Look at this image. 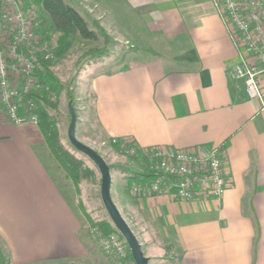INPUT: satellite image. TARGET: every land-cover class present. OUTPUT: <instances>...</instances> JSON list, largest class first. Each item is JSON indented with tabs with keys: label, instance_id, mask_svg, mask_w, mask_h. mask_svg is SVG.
Segmentation results:
<instances>
[{
	"label": "crops",
	"instance_id": "1",
	"mask_svg": "<svg viewBox=\"0 0 264 264\" xmlns=\"http://www.w3.org/2000/svg\"><path fill=\"white\" fill-rule=\"evenodd\" d=\"M114 1L133 26L119 42L101 23L106 12L94 15L110 41L128 49L117 57L107 48L108 55L89 62L82 112L92 133L102 143L128 140L140 149L222 148L230 182L218 202L191 203L135 197L125 179L114 204L146 244L149 264H264V114L227 78L237 55L214 6ZM108 57L117 64L105 66ZM44 146L37 125L0 118V264L89 256L90 239Z\"/></svg>",
	"mask_w": 264,
	"mask_h": 264
},
{
	"label": "built area",
	"instance_id": "2",
	"mask_svg": "<svg viewBox=\"0 0 264 264\" xmlns=\"http://www.w3.org/2000/svg\"><path fill=\"white\" fill-rule=\"evenodd\" d=\"M210 1L237 55L227 78L248 100L256 101L264 114V0ZM38 2L0 0V118L15 126L37 125L38 98L49 91L40 82L39 73L43 64H54L60 36L46 22ZM50 100L54 96L50 95ZM125 152L132 154L131 150ZM146 156L158 176L147 183H133L130 192L135 197L218 202L230 186L222 148L155 147L148 149ZM90 234L106 257L124 260L128 256L120 235H105L95 227Z\"/></svg>",
	"mask_w": 264,
	"mask_h": 264
},
{
	"label": "rangeland",
	"instance_id": "3",
	"mask_svg": "<svg viewBox=\"0 0 264 264\" xmlns=\"http://www.w3.org/2000/svg\"><path fill=\"white\" fill-rule=\"evenodd\" d=\"M64 1L70 4L79 12L81 17L88 23L90 29L97 31V27H93L91 24L92 22L95 23L96 26L101 28L94 15L96 13L98 16L100 15L101 11H105L106 16L101 21V23L104 26L110 28L113 33L116 34L115 36L118 37V39H122L119 42L124 41V39L128 37V30L131 26H133V19L130 18V13H123V15L120 13L118 5L115 4L116 1L97 0L99 2V5H97V9H94V6H92L85 0ZM105 38L108 37L106 36ZM105 38L104 36L99 35L97 41H89L75 37L72 41L71 48L58 60H56L51 67L54 76L62 84L64 89L61 90L58 98H55L56 107L54 109H50L49 113L57 123L61 142L75 156L81 159L87 167L93 170L94 175L88 180L80 181L77 187L74 186L72 182L63 178V175L57 169L55 162L51 158H49L48 151L44 146V150L42 153L48 159L51 172L53 176L56 177L58 181H60V187L66 199L78 212L80 221L83 224L84 231L88 235L86 236V238L89 237L91 243L89 256L86 258L61 260L46 264H120L116 262V260H112L106 257L102 253L100 247L92 239L90 231L93 228V225L97 222L108 219V215L102 205L100 197L101 180L99 173L92 161L88 157L74 149L70 144L68 138V129L71 121L70 111L72 110L76 116L75 136L77 140L81 143H83V141H88V139L92 140L88 141L90 143V147H92L91 149L96 151L104 159L108 167H119L110 169L111 198L116 205H119V201L121 202L119 195H121L122 193L124 180L128 175H130L131 172H138L139 170H141V168L134 163H129L126 158L127 155L115 151L109 142L102 143V138L98 135L95 136V132L92 133V128L88 126V122H85L87 113L84 116L82 112V109H86V106L88 104L87 89L89 80L91 78V76L89 75L90 63L83 61L82 57L90 49H98L104 47V45L106 46V44H104L103 42ZM108 40L109 42L107 43V48L111 49L110 51L112 52L113 56L118 57L123 51L128 49V45L122 47L121 44H115L110 41V38H108ZM117 61L118 59L112 60L110 57H108L105 60V66H108L112 63L117 64ZM94 68L96 70L97 66ZM68 88L73 90L72 105L68 103L67 99ZM130 229H132L134 235H137L135 237H139L136 228L130 226ZM137 240L142 242L141 238H138ZM141 248L142 251H146V244Z\"/></svg>",
	"mask_w": 264,
	"mask_h": 264
},
{
	"label": "trees",
	"instance_id": "4",
	"mask_svg": "<svg viewBox=\"0 0 264 264\" xmlns=\"http://www.w3.org/2000/svg\"><path fill=\"white\" fill-rule=\"evenodd\" d=\"M38 3L41 12L46 16V22H48V24L60 34L58 46L54 52L55 61L71 48L72 41L75 37L89 41H97L99 35L104 36V38L106 37L105 32L93 22L91 24L93 27H97V31L90 29L88 23L81 17L79 12L64 0H39ZM103 42L107 45L109 42L108 38H105ZM106 55H108V49L104 45L102 48L88 50L83 55L82 60L89 63L92 60ZM52 65L53 63L49 62L43 64V69L39 73L40 82L47 86L49 91L42 92L38 98L37 126L42 134L49 158L55 162L56 167L59 172L62 173L63 178L72 182L73 185L77 187L80 181L88 180L94 175V172L87 167L81 159L64 146L59 137L57 123L49 113L50 109L56 107L55 98L57 99L61 90L64 89L62 84L54 76L51 70ZM50 95L54 96V100H50ZM67 99L68 103L72 105L73 90L70 88L67 89ZM124 141L127 142L125 144V150H122L121 145ZM110 144L115 151L122 154L124 153L129 160L141 166V171L131 172L130 175L126 177L129 187L133 183H147L157 178L158 174L151 170L150 162L146 156L148 149H140L134 144V142L128 140H116V143H112L111 140ZM126 150H131L132 154H127L125 152ZM115 167L119 168L118 166H111L109 168L115 169ZM94 227L105 235L111 233L119 235L109 217L107 220L95 223L93 225V228ZM116 262L120 264H127L128 262L135 264L129 249L126 259L116 260Z\"/></svg>",
	"mask_w": 264,
	"mask_h": 264
},
{
	"label": "water",
	"instance_id": "5",
	"mask_svg": "<svg viewBox=\"0 0 264 264\" xmlns=\"http://www.w3.org/2000/svg\"><path fill=\"white\" fill-rule=\"evenodd\" d=\"M71 121L68 129L69 142L74 149L88 157L95 165L100 176V197L102 205L113 226L125 241L135 264H149V259L144 256L141 245L131 231L126 221L121 216L111 198L110 168L104 159L93 149L77 140L75 136L76 116L71 110Z\"/></svg>",
	"mask_w": 264,
	"mask_h": 264
}]
</instances>
